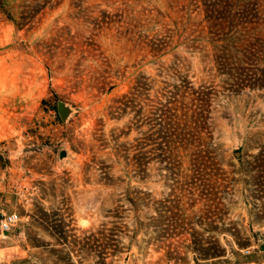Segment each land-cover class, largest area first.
I'll list each match as a JSON object with an SVG mask.
<instances>
[{
  "label": "rangeland",
  "instance_id": "obj_1",
  "mask_svg": "<svg viewBox=\"0 0 264 264\" xmlns=\"http://www.w3.org/2000/svg\"><path fill=\"white\" fill-rule=\"evenodd\" d=\"M4 25L44 81L7 172L16 264L264 262V0H0Z\"/></svg>",
  "mask_w": 264,
  "mask_h": 264
},
{
  "label": "crops",
  "instance_id": "obj_2",
  "mask_svg": "<svg viewBox=\"0 0 264 264\" xmlns=\"http://www.w3.org/2000/svg\"><path fill=\"white\" fill-rule=\"evenodd\" d=\"M11 31L6 25L0 26V214L15 210L17 192L14 180L7 177V172L11 171L8 166L12 164L9 160L29 118L36 113L44 89L40 65L19 45L13 44ZM23 224H15L7 231L0 229V264L23 260L26 249L23 247H27L22 243ZM235 264L264 262L244 260Z\"/></svg>",
  "mask_w": 264,
  "mask_h": 264
},
{
  "label": "water",
  "instance_id": "obj_3",
  "mask_svg": "<svg viewBox=\"0 0 264 264\" xmlns=\"http://www.w3.org/2000/svg\"><path fill=\"white\" fill-rule=\"evenodd\" d=\"M55 107L59 119L64 123H66L75 112L71 104L61 99L56 100ZM54 162L58 170L79 171L82 167L83 158L70 149L66 140H62L56 149Z\"/></svg>",
  "mask_w": 264,
  "mask_h": 264
},
{
  "label": "built area",
  "instance_id": "obj_4",
  "mask_svg": "<svg viewBox=\"0 0 264 264\" xmlns=\"http://www.w3.org/2000/svg\"><path fill=\"white\" fill-rule=\"evenodd\" d=\"M18 220L17 214L12 212H3L0 214V229L1 231H7L10 229ZM244 252L246 253L247 250L245 249Z\"/></svg>",
  "mask_w": 264,
  "mask_h": 264
},
{
  "label": "trees",
  "instance_id": "obj_5",
  "mask_svg": "<svg viewBox=\"0 0 264 264\" xmlns=\"http://www.w3.org/2000/svg\"><path fill=\"white\" fill-rule=\"evenodd\" d=\"M190 92V91H189ZM195 99H198V103H199V105L198 106H200V103H201V100H202V98H201V94H199V97H195ZM195 115V114H194ZM166 121V120H165ZM164 128V127H163ZM162 128V129H163ZM172 128V126H170V128L169 129H167V132H170V131H172V133L175 131V130H170ZM162 129L160 130V129H158L156 132H164V131H162ZM192 137H188L187 138V144H185V146H187L188 144H189V142H190V139H191ZM194 153H197L196 151H194ZM201 250H207V249H201ZM202 255L204 256V258H207V257H211V256H219L220 255V253L218 252V251H216V252H214V253H210V252H204V253H202Z\"/></svg>",
  "mask_w": 264,
  "mask_h": 264
}]
</instances>
